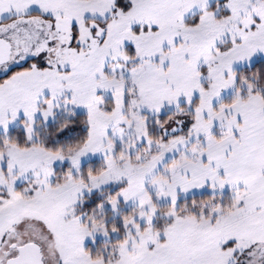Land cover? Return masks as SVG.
Masks as SVG:
<instances>
[{
    "label": "snow or ice",
    "instance_id": "1",
    "mask_svg": "<svg viewBox=\"0 0 264 264\" xmlns=\"http://www.w3.org/2000/svg\"><path fill=\"white\" fill-rule=\"evenodd\" d=\"M0 264H264V0H0Z\"/></svg>",
    "mask_w": 264,
    "mask_h": 264
}]
</instances>
